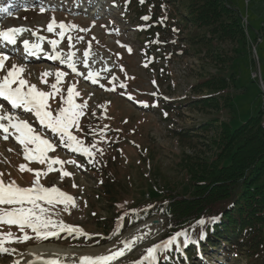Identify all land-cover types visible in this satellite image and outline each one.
Listing matches in <instances>:
<instances>
[{
    "label": "rangeland",
    "instance_id": "374dc122",
    "mask_svg": "<svg viewBox=\"0 0 264 264\" xmlns=\"http://www.w3.org/2000/svg\"><path fill=\"white\" fill-rule=\"evenodd\" d=\"M33 1L21 0L25 5L5 16L2 13L8 4L0 0V30L26 29L10 52L4 51L0 39V55L10 57L1 78L13 64L23 66V77L29 84L52 92L51 85L57 82L55 73H67L58 85L60 92L49 97V110L66 107L63 99L74 84L80 93L74 102L87 101V107L79 127L72 132L92 155L74 152L71 144H64L59 134L40 125L31 113L0 102L6 114L26 119L38 134L55 145V150L46 154L44 164L30 162L24 158V146L11 134L5 140V134L0 132L3 179L31 187L34 172L21 171L19 166L40 171L43 187H56L75 201L67 210L58 202L51 206L41 202V206L49 209L53 221L82 230L53 228L55 236L40 239L31 229L0 223V237L11 232L14 240L5 242L9 251L0 253V264H20L31 257L33 248L41 246L56 247L69 255L70 260H60L62 264H81L82 259L76 256L110 255L121 249L124 255L111 264H160L158 253L155 261L145 257L148 248L168 240L169 222L162 205V190L169 187L187 193L185 159L210 158L214 152L211 142L218 137L219 125L225 123L235 130L264 110V0H231L228 6L241 18L244 41L226 40L209 34L205 27L191 26L184 21L187 14L182 8L175 20L177 30L154 39L158 48L144 42L149 31L141 27L150 20H139L132 10H123V0H50L48 6H33ZM95 1L103 7L93 9ZM53 18L57 24L68 27H56L49 32L47 26ZM188 36L196 41L195 48L189 44ZM25 39L41 44L39 55L45 57L28 61L29 54H24L23 47ZM51 40L57 41L55 49L49 43ZM56 53L62 54V58L74 53L77 71L72 72L67 63L59 60L47 61ZM44 72L51 75L42 77ZM89 72L96 83L88 78ZM212 78H222L225 89L202 86ZM121 84L126 87L121 88ZM210 96L215 97L209 104L199 103L198 99ZM141 102L149 106L143 107ZM216 105H221V109ZM13 131L9 127V133ZM52 159L76 163L54 164L52 171H48ZM65 171L72 175L63 176ZM261 181L264 182V173ZM214 232L215 228L211 234ZM25 234L27 241L23 239ZM78 234H84V239ZM209 238L206 234L203 239L196 237L195 245L207 244ZM178 243L185 253L187 245L182 236L174 244ZM220 243L225 252L206 246L208 251L199 249L192 261L185 254L182 264H252L246 258L247 252L239 251L237 244L229 249Z\"/></svg>",
    "mask_w": 264,
    "mask_h": 264
},
{
    "label": "trees",
    "instance_id": "16d2710c",
    "mask_svg": "<svg viewBox=\"0 0 264 264\" xmlns=\"http://www.w3.org/2000/svg\"><path fill=\"white\" fill-rule=\"evenodd\" d=\"M123 1V10H132L131 13L139 20H144V17L150 20L141 27L149 31L144 40L145 45L149 43L148 47L158 48L154 39H161L162 35L177 30L178 22L175 20L182 8L187 14L184 21L191 26L205 27L209 34L220 35L226 40L244 41L241 18L237 11L228 7L231 0ZM145 9L148 13H144ZM188 41L195 48L196 41L189 36ZM202 86L221 90L226 87L222 78L208 79ZM214 97L198 100L204 105ZM221 107L216 105V108ZM263 123L264 110L235 130L225 123L219 125L218 137L211 142L213 155L206 159H185L184 170L189 186L187 193L182 194L169 187L162 190V205L169 222L167 237L170 239L177 233L187 232L195 241L203 232L210 238L205 241L207 244H187L185 253L181 243L159 251L160 264H182L185 254L192 261L199 249L208 251L206 246L223 253L225 249L220 247V242L229 249L237 244L239 251L247 252L249 256L246 258L252 264H264V182L261 181L264 173ZM212 218H216L215 222H210ZM201 219L207 222L202 227L198 224ZM213 228L215 232L211 234ZM78 235L84 239V234ZM90 240L88 242L92 243Z\"/></svg>",
    "mask_w": 264,
    "mask_h": 264
},
{
    "label": "snow or ice",
    "instance_id": "6c2138e0",
    "mask_svg": "<svg viewBox=\"0 0 264 264\" xmlns=\"http://www.w3.org/2000/svg\"><path fill=\"white\" fill-rule=\"evenodd\" d=\"M143 2V0H141ZM43 12L44 9H41ZM143 19H148L144 17ZM59 27L60 29H66L68 26L60 23L57 24L55 19L48 24L47 30L53 32L54 28ZM26 29L22 27L8 28L6 30H0V39H3L9 44L15 45L17 43V37L23 34ZM86 31V30H84ZM61 37L64 36V32L61 31ZM39 40L40 37L38 36ZM82 39V37L80 38ZM49 43L55 49L57 41L51 40ZM23 47L26 51L36 55L39 51H42L41 44H32L29 40H23ZM131 52V48H128ZM74 53L62 58V54L56 53L55 56H49L51 59L59 60L60 63H67L68 68L72 72H76V64L72 59ZM85 57L88 56L86 52ZM10 59L7 55H0V70L5 69L6 62ZM25 67L13 64L10 70H7L6 75L0 78V98H3L11 108L20 109L29 113H34L35 117L39 121V124L44 126L46 129H50L51 132L57 133L60 136V140L64 144H71L74 152H83L85 155L91 157L92 153L89 148H83L78 137L73 135L72 130L79 127L81 116L83 115L84 109L87 107V101L82 104L74 102V97L79 96L80 93L75 90V85L69 86L67 89V97L63 99V103L66 107L59 108L58 110H49L48 100L60 92L58 87L62 78L67 75L63 71H57L55 73L56 83L51 85L52 92H44L37 89L35 84H29L28 80L23 77ZM42 77L51 75L49 72L41 74ZM80 75V73H77ZM88 78L96 83L93 73L87 74ZM42 82L47 83L46 80ZM15 85V86H14ZM121 88L126 85L121 84ZM129 99H132L130 96ZM143 107H148L146 102H141ZM56 111L54 115L53 112ZM5 121L7 123H5ZM9 127L14 131L9 133ZM0 131L4 135V139L9 138V134L13 135L19 144L23 145L24 158L27 161H38L40 164H44L49 151L55 150V145L48 139L43 138L41 134H38L37 130L26 120L21 119L19 116H15L11 113H5L3 105H0ZM29 145H34V149L29 148ZM95 147V145H93ZM71 163L75 164V161H60L59 159H52L48 165V171H52V165ZM21 171L34 172L35 179L31 187H20L15 181H5L3 179V173H0V205H8L10 207H0V223L7 225H16L21 230L31 229L33 233H36L40 239H47L49 236H55L57 233L52 231L53 228H63L70 232L82 231L78 228H69L67 225H62L59 222L53 221L49 215V209L42 207L41 202L53 205L54 202L63 203L65 210L69 205H74V198L67 195L63 191L56 187L45 188L40 183L41 172L36 171L32 168H28L26 165H20ZM72 175L69 172H63V176ZM75 186V185H74ZM216 218H212L215 222ZM207 222L204 219L198 221V224L202 227ZM183 236L185 246L189 243H194L191 236L187 232L177 233L170 239L164 241L162 244H158L154 247L147 249V256L145 260L151 259L155 261L157 253L161 250L168 249L172 246L177 238ZM205 234L202 232L200 238L203 239ZM23 239L27 241L29 237L27 234L24 235ZM5 242H14L13 233H7L6 237H0V253H8L9 249L6 248ZM125 244V247H128ZM124 255L123 249L113 251L110 255H101L97 257L85 256L83 257L81 264H111L112 261ZM46 264H60L58 260L47 261ZM143 264V262H140Z\"/></svg>",
    "mask_w": 264,
    "mask_h": 264
},
{
    "label": "bare ground",
    "instance_id": "6f19581e",
    "mask_svg": "<svg viewBox=\"0 0 264 264\" xmlns=\"http://www.w3.org/2000/svg\"><path fill=\"white\" fill-rule=\"evenodd\" d=\"M4 1H8V0H4ZM14 1H12L13 3ZM11 3V2H10ZM104 4H99V7L97 6V2L95 1L94 4V8L100 9L103 7ZM12 7V4L10 5ZM24 6V5H23ZM18 38H17V43L18 42ZM16 43V44H17ZM40 52V51H39ZM39 52L36 55H33L31 52V54L35 57H37L39 55ZM42 52V51H41ZM41 54V53H40ZM49 58V57H48ZM72 255V254H71ZM75 255V254H74ZM60 256V258H59ZM62 256V257H61ZM64 256V257H63ZM86 256H91V257H97V256H101L99 254H90V255H86ZM77 258H81L83 259V257H79L76 256ZM85 257V256H84ZM58 260L60 262V260H62L63 262L65 260H70V256H66L65 252L58 250L56 247H46V246H41V247H36L33 248L31 251V257L25 260L20 261V264H46L47 261L50 260ZM75 259V258H74ZM117 260V259H116ZM77 262V261H76ZM62 264V263H60Z\"/></svg>",
    "mask_w": 264,
    "mask_h": 264
},
{
    "label": "water",
    "instance_id": "95a60500",
    "mask_svg": "<svg viewBox=\"0 0 264 264\" xmlns=\"http://www.w3.org/2000/svg\"><path fill=\"white\" fill-rule=\"evenodd\" d=\"M154 223H156V222H154ZM169 239V238H168Z\"/></svg>",
    "mask_w": 264,
    "mask_h": 264
}]
</instances>
